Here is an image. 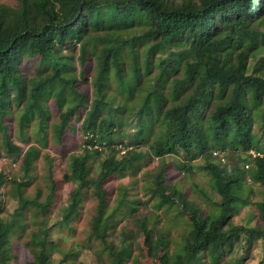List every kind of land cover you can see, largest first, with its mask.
I'll use <instances>...</instances> for the list:
<instances>
[{"label":"trees","instance_id":"trees-1","mask_svg":"<svg viewBox=\"0 0 264 264\" xmlns=\"http://www.w3.org/2000/svg\"><path fill=\"white\" fill-rule=\"evenodd\" d=\"M254 24H264V0H20L16 8L0 5V153L18 157L20 144L35 140L24 154L22 179H10L18 207L11 220L0 219V264L11 260V238L25 239L29 229L25 246L31 264H76V252L63 249L51 235L55 158L41 152L50 145L56 155L70 153L62 180L72 191L58 225L73 229L83 202L94 198L96 212L86 237L110 264L145 263L134 255L131 234L125 233L120 245L112 240L124 212L134 214L139 201L130 187L119 186L111 208L105 183L114 177L137 179L147 158L204 160L202 169L219 200H210L202 220L191 218V230L175 251L164 237V264H240L223 261L234 247L232 240L240 241L243 233L251 240L264 237V144L255 133L257 123H264V62L250 69V56L264 49V33L250 35ZM33 97L36 101L29 102ZM12 121L20 144L9 132ZM75 141L80 152H71ZM230 151L246 155L252 167L247 171L214 161V155ZM40 158L49 190L43 200L42 188L33 198L23 189L36 178ZM188 163L177 165L185 175L193 168ZM165 169L163 164L160 172L142 177L141 188L159 211L167 208L162 187L167 181L161 182ZM247 173L253 185L262 187L257 206L263 225L233 233L231 219L252 194L250 187L245 194ZM159 221L153 216L137 221L154 243L158 237L150 225Z\"/></svg>","mask_w":264,"mask_h":264},{"label":"rangeland","instance_id":"rangeland-1","mask_svg":"<svg viewBox=\"0 0 264 264\" xmlns=\"http://www.w3.org/2000/svg\"><path fill=\"white\" fill-rule=\"evenodd\" d=\"M2 4L16 8L20 5V0H0V5ZM254 16L258 15L256 14ZM258 32L264 33V24H254L253 28L249 31L250 35ZM245 44L247 46L248 41H246ZM250 57V69L260 67L264 62V49L256 55L252 54ZM34 101H36L35 97L29 100V102ZM51 108L54 114L55 109H53V107ZM9 132L11 137L15 140L14 142L18 144L17 127L13 121L9 124ZM255 133L261 139L262 144H264V123L262 121H260V123L258 122L255 126ZM129 140H126V143H129ZM72 144L73 147L71 152H80L81 147L79 148V143L75 141ZM20 145L23 147V151L18 157L12 158L11 156H7L5 152L0 153V180L4 178V183L0 185V219H4L5 221H9L13 218L18 207V201L14 195L16 192L15 185L10 182V179L12 176H14L17 181L22 179L23 157L27 150L35 145V140L33 138L28 145ZM54 150L55 148L52 147V145L48 148H41L42 156H44L45 153H50L51 156L55 158L54 177L58 185L56 197L49 215L50 225L55 224V228L51 232L52 239L59 242L63 249L67 250L72 248V250L76 252V264H110L107 258H103L97 253V246L95 244L92 246L88 245L89 242L86 237L87 230L89 229V222L93 219L96 212L97 202L94 198L89 196L83 202L78 218L72 223L73 229L58 225V220L62 214L61 208L66 206L72 191V185L64 183L62 180L66 170L67 158L70 153L63 157L62 154L56 155ZM252 152L255 153V151H251L250 155H252ZM214 157L215 160H213L215 162H221L223 165L225 163L230 167L239 166L241 169L247 171L252 167L246 155L239 157V153L235 151L219 153V155L216 154ZM147 159L148 160H144L142 163V171L138 174L137 179L131 177L120 179L114 177L105 183V189L108 191L107 198L111 208L116 204V197L118 195L117 188L119 186L125 188L130 187L129 191L131 196L136 197L139 201L138 209L134 214H131V212L127 210L124 212V216L117 226V233L113 235L112 240L120 245L123 235L125 233L131 234L135 240V244L133 245L134 255H139L142 263L164 264L166 260L164 237L170 241L169 249L172 252L175 251L179 245L183 244L185 237L191 230V218L197 217L202 220V211L206 212L207 209H209L210 200L218 201L219 197L212 191L209 174L202 169V166L205 164L204 160L194 158V160H191V163H188L182 156L177 155L168 156L164 160H159L157 158ZM185 163L193 167L188 175H185L181 170L179 171L177 167L178 164L184 165ZM163 164L166 165V169L164 171V179H162L161 182L165 181V179L167 181L166 184L162 183L165 193L164 202L167 208L166 210L159 211L154 205V200L152 198L153 201L150 200L151 196L145 194L141 186L144 183L142 177L150 176V172H160ZM44 166L45 162L42 158L35 163L34 175L36 178L28 183L26 187H23L25 196L33 198L37 194L38 189L42 188L43 194L40 199L43 200L47 197L49 190L44 180V174L46 172ZM93 176H96V173H93ZM6 178L7 181H5ZM246 183L247 189H245V194L248 193L249 187L252 190V194L249 196L248 203L242 206L231 219V222L236 226L232 231L233 233H236V229L240 227L259 228L263 225L257 206L262 198V187L258 184L253 185L250 173H247ZM152 216L155 220L158 218L160 220L150 225V228L156 231V238L158 237L156 243L149 240L150 233L145 227L138 229L140 225H137V221L142 217L152 218ZM155 224H158V226L154 228ZM30 231L31 229L24 233L23 236L25 239H22V236L18 235L11 238V248L9 246L11 260L9 264H31L34 261L32 254L25 246V242L29 239ZM250 240V237L246 233L241 234L240 241L235 242L232 240L234 247L229 254H225L226 256L223 261L228 259L237 261L240 264H264V237ZM229 241H231L230 238ZM55 259L59 260L60 255L56 254ZM205 262L209 264L208 261Z\"/></svg>","mask_w":264,"mask_h":264},{"label":"built area","instance_id":"built-area-1","mask_svg":"<svg viewBox=\"0 0 264 264\" xmlns=\"http://www.w3.org/2000/svg\"><path fill=\"white\" fill-rule=\"evenodd\" d=\"M252 155H253L254 157H256L258 154H257V153H254V152H252Z\"/></svg>","mask_w":264,"mask_h":264},{"label":"clouds","instance_id":"clouds-1","mask_svg":"<svg viewBox=\"0 0 264 264\" xmlns=\"http://www.w3.org/2000/svg\"><path fill=\"white\" fill-rule=\"evenodd\" d=\"M256 153V152H255ZM253 156V155H252Z\"/></svg>","mask_w":264,"mask_h":264}]
</instances>
